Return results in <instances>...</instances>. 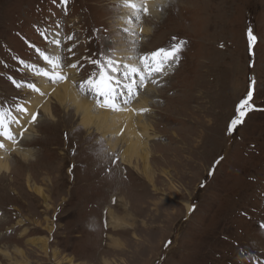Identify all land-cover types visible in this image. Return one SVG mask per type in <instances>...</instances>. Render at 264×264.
<instances>
[{
    "label": "rangeland",
    "instance_id": "374dc122",
    "mask_svg": "<svg viewBox=\"0 0 264 264\" xmlns=\"http://www.w3.org/2000/svg\"><path fill=\"white\" fill-rule=\"evenodd\" d=\"M118 1L0 0V112L11 111V118L19 111L17 105L52 82L38 74L42 61L35 47H27L26 39L44 44L42 32L61 30V49L75 45V61L90 64L84 59L90 51L81 43L85 38L102 48L114 43L118 25L109 7ZM123 1L119 3L127 10ZM148 15L129 18L134 27L148 20L145 24L154 30L138 47L142 55L185 42L176 70H168L167 78L173 72L170 79L153 84L158 94H152L145 118L153 126L147 142L154 145L149 159L154 188L122 163L120 145L114 151L108 147L104 140L111 136L85 130L72 107L53 103V118L39 112L41 123L37 119L36 131L30 132L28 140L24 134L20 143L22 150H31L35 165L27 166L15 156L11 163L15 162L16 170L0 176V249L9 253L0 252V264H254L256 257L264 260L260 230L264 224V0H165L158 8V21ZM130 21L119 26L136 34L129 28ZM249 29L257 37L251 56ZM69 35L72 40H67ZM132 40L141 42L139 35ZM48 45L41 46L45 54H50ZM114 45L115 50L125 46L120 51L123 63L129 55L136 57L126 51L125 43ZM67 54L64 51L63 56ZM13 80L20 85L16 89ZM251 80L256 81L253 110L228 135L235 107L247 95ZM160 81L167 82V88ZM9 124L16 134L20 126L13 124V117ZM97 143L103 148H97ZM6 146L0 148V156L10 153ZM70 164L75 165L71 173ZM47 170L53 172L51 181L45 180ZM33 187L43 189L47 199ZM108 210L123 223L116 222ZM42 238L45 251L40 242L31 243ZM117 238L119 248L113 244ZM17 247L23 256L13 253Z\"/></svg>",
    "mask_w": 264,
    "mask_h": 264
},
{
    "label": "bare ground",
    "instance_id": "6f19581e",
    "mask_svg": "<svg viewBox=\"0 0 264 264\" xmlns=\"http://www.w3.org/2000/svg\"><path fill=\"white\" fill-rule=\"evenodd\" d=\"M164 1L165 0H124L123 3L125 5L132 3L135 4L137 7L140 6V8L141 6H146L148 9V14H149L148 16L152 17L151 20L158 21L157 19H159L160 17V16L158 17V8L163 5ZM126 12L123 13L122 16L124 19L123 23L125 24H127V22L130 21L129 19L130 17L136 15H142L143 11L141 13H138L134 9L127 8ZM134 18L137 17H132L131 20H134ZM145 21L139 22L138 25L141 26L136 28L131 27L132 25L131 21H130L131 23L129 24V28L131 29V31L136 32V34L133 32L130 33L133 38H135V36L139 34L143 35V37L141 38V42L146 38L150 37L151 35H153L154 33V30H152V28L149 25L145 24ZM49 49L53 50L56 49V47L51 46V48ZM118 50L119 51L125 50V46L121 45L120 49ZM122 54L123 53L115 55L114 59H122V57L124 56ZM131 54L133 55L134 53ZM124 63H130L139 66L137 57H133V59L124 61ZM45 65L48 66V69H44L43 71H49L51 67L46 62ZM61 65L62 67L61 69H58V71H60L61 75H66V79L56 83L55 86L52 85L53 82H48V84L44 83L45 85H47L48 88L46 89L45 86L41 87L40 92L36 93L33 97H28L27 99H25V102H22L21 106L27 109V111L29 110L31 112H35L37 109L38 111L37 115L39 112H41V114L44 113L43 115H46L51 118H53L54 115L53 112L51 111L53 103L55 107L59 106L65 108L67 105L72 107L74 111V115L77 117V119H79L80 125L85 130L87 131L88 130L90 131L91 129L95 131L97 130L98 132H100V136H103L105 134L111 136L110 139L109 137H107V139L104 140L106 143H108V147L112 151H114L116 146L120 145L121 146L120 158L122 160V163L128 165L129 167H133L136 172L135 174H137L138 172L140 175H142V178L146 179L148 184L153 187L154 183L152 178L153 176L149 168V159H150V155H152V151L150 149L154 145L148 144L147 142V140L150 139L148 133L152 130L153 126L149 125V123L146 122L145 118L146 115L150 113L151 110L150 103L154 100L152 94L154 93L157 95L158 92L155 90V87L153 86L151 81L149 80L146 83L145 87L142 89L143 90L142 94H140L136 98L137 100L132 102L129 108H126V110H122L119 112H113L109 109L99 107L97 103L94 102L96 98L90 92L86 97L81 96L78 93L77 87L75 88V85L77 84L75 72L77 70L68 67L64 71L62 61H61ZM18 70L20 69L18 68ZM41 76L43 77V75ZM163 78L168 79L166 76L160 79ZM41 93H43V95H41ZM30 96H32L31 92H30ZM87 98L93 99L92 102H90ZM12 102H14V100ZM145 109L146 111H142ZM11 113L12 112L10 111L9 115ZM15 114L19 116H15ZM32 114L34 113H31L29 115L28 113H23L16 110L15 113L12 115L13 124L15 126L16 125L20 126V128L17 129L18 131L16 134H14L15 132H13V135L15 137V142L0 137V142L7 144L8 147L6 146V148L11 149L10 153L7 156H0V176H5V174L9 176L12 174L14 170H16L15 162L11 163L12 158L15 156H17V158L19 157V159H21L24 162V164H27V166L35 165L33 163L35 161L32 160L33 155L31 150L28 149L22 150V148L19 145V141H20L19 136H21V133L25 131V135H26L25 139H27L30 132L36 131L35 124L37 120L33 123H29V125H26V123L31 121ZM12 117L10 118V120H12ZM24 118H26V120H24ZM20 123L23 124L20 125ZM7 126L11 128L10 124ZM117 128H120V130H116ZM113 140H115L114 144H112ZM2 154L3 153L0 150V155ZM29 159L32 161H28ZM18 170L21 172L26 171L21 169ZM25 173L29 174L30 176H33L29 172H25ZM45 175H46L45 180L51 181L54 178V177L53 178L50 177L51 175H53V172L50 170L46 172ZM30 176L27 177L28 183L31 182V181L29 182V180L31 179ZM33 190L41 198L47 199V196L45 195L43 189L33 187ZM120 200L122 202L124 201L125 205H128V201H126L123 197ZM108 212L109 215L116 222H122L116 217V214L113 213L111 210H108ZM107 227L108 226H105L106 229H108ZM110 228L116 229L114 227H110ZM47 229L49 230L50 228ZM119 241H120L119 238L113 239V244H115L118 248L120 247ZM36 242H40L41 247L43 246V250L45 251L46 240L42 238V239L34 240L31 243H36ZM12 250H16L13 253L23 256L22 254L23 250L21 248L17 247V248H13ZM0 252L4 253L7 256L9 255L8 251L2 252V250L0 249Z\"/></svg>",
    "mask_w": 264,
    "mask_h": 264
},
{
    "label": "snow or ice",
    "instance_id": "6c2138e0",
    "mask_svg": "<svg viewBox=\"0 0 264 264\" xmlns=\"http://www.w3.org/2000/svg\"><path fill=\"white\" fill-rule=\"evenodd\" d=\"M61 3L66 4V0H61ZM127 6L137 12L143 11L145 14L148 12L146 6H141L139 9L132 3H129ZM58 27L59 25H57V28ZM41 35L52 45H55L57 49L60 48L62 39L60 38L59 32H53L51 37L48 36L47 32H42ZM246 36L248 54L251 56L253 55V48L257 43V37L253 34L251 29L247 31ZM72 39L73 36L71 35L67 37V40ZM184 44V41H179L178 43L171 44L167 48H159L145 55H140L138 56L139 66L123 63L122 59H113L111 56H105L103 52L100 53L98 59L85 57L84 59H87L89 63L98 68V72H93L86 80L81 82L79 89L81 92H90L96 98V103L99 107L109 109L113 112L126 110V106L137 96L138 89L144 88L149 80L152 84H156L160 78L168 74L169 69H173L176 66L179 62L180 53L182 52ZM73 47H75V45L69 47L67 51L72 53ZM37 52H39L40 57L50 65L52 69L51 72H39V75L45 76L54 84L66 79V75H61L60 71H58V69L62 67L61 54L59 52L51 56L45 54L40 49H37ZM128 58L133 59L131 55H129ZM20 63L23 64L24 62L20 61ZM68 67L76 68L77 64L73 63L68 65ZM81 67H83V65H81ZM13 84H16L17 87L20 86L15 80H13ZM255 84L256 81L251 80L248 85L247 95L240 99L239 103L236 105L235 116L231 119L227 127L228 135H231L237 127L244 122L247 114L253 110L251 101L253 99ZM27 87L39 91V89H36L32 84L27 85ZM41 95H43V93H41ZM17 108L20 112H27V109L20 105H17ZM142 111H146V109ZM36 120L37 114L34 113L29 123H33ZM0 137L15 142L13 133L4 122L3 113H0ZM3 147L4 144L0 143V148ZM112 163L114 164L115 160H113ZM260 226L264 228V224ZM249 255L254 256L255 254L250 253ZM254 264H264V260L256 257Z\"/></svg>",
    "mask_w": 264,
    "mask_h": 264
}]
</instances>
